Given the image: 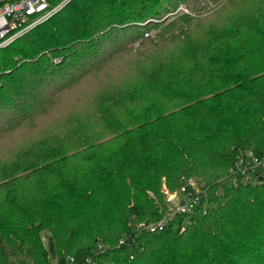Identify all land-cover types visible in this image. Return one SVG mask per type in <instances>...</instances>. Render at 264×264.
<instances>
[{
	"label": "trees",
	"instance_id": "1",
	"mask_svg": "<svg viewBox=\"0 0 264 264\" xmlns=\"http://www.w3.org/2000/svg\"><path fill=\"white\" fill-rule=\"evenodd\" d=\"M263 169L264 0H69L0 49V264H264Z\"/></svg>",
	"mask_w": 264,
	"mask_h": 264
},
{
	"label": "built area",
	"instance_id": "2",
	"mask_svg": "<svg viewBox=\"0 0 264 264\" xmlns=\"http://www.w3.org/2000/svg\"><path fill=\"white\" fill-rule=\"evenodd\" d=\"M69 0H0V49L8 46L18 37L22 36L36 25L45 22L53 14L58 12ZM178 14L188 13L184 6H180ZM251 156V154H248ZM193 188L194 193H188L187 188ZM197 189L193 179L181 177L179 189L175 193L167 195L169 206L168 215L186 212L191 205L198 204ZM180 196H183L182 198ZM186 196V197H185ZM181 203L183 205L181 206ZM168 216L157 224H150L147 229L150 232L162 230ZM142 227V225H139Z\"/></svg>",
	"mask_w": 264,
	"mask_h": 264
},
{
	"label": "rangeland",
	"instance_id": "3",
	"mask_svg": "<svg viewBox=\"0 0 264 264\" xmlns=\"http://www.w3.org/2000/svg\"><path fill=\"white\" fill-rule=\"evenodd\" d=\"M184 15H190V16H193L192 15V13H190V11H188V13H183L182 15H178V17H182V16H184ZM165 17V16H164ZM178 17H175L176 19L178 18ZM172 21V20H171ZM170 21V22H171ZM169 23V20L166 22V24L165 25H167ZM152 32H154V33H152V35H155V36H157L158 35V32L159 31H157V30H155V31H152ZM127 56H129V54L128 53H125L124 55H122V56H118L117 57V61H113V62H110V63H108L107 64V67H105V69L103 70V72L106 74L105 76L106 77H112V76H114L113 75V73H114V71H115V69L118 67V65H117V63L119 62V58H121V59H123V58H127V60L129 59V58H131V56H129V57H127ZM107 68V69H106ZM116 77H119V78H121L122 76H125V72H123L122 74L120 73V72H118L117 70H116V75H115ZM112 79H115V77H112ZM67 98H68V94H67ZM63 103H61V105H62ZM63 105H65V104H63ZM18 141V140H17ZM17 141H15V142H17ZM105 148H107V146L105 145ZM261 173L262 174H264V169L263 170H261ZM80 181L81 180H79L78 182L80 183ZM187 192L188 193H194V189L193 188H190V187H188L187 188ZM162 193H163V195L165 196V200H166V202H167V195L170 193V194H172V192L170 191V189H168L165 185H162ZM173 193H175V192H173ZM181 198L183 197V196H180ZM186 197V196H185ZM45 234V233H44ZM45 236V235H44ZM77 259L79 260V256H77ZM53 263H55V261H53Z\"/></svg>",
	"mask_w": 264,
	"mask_h": 264
},
{
	"label": "water",
	"instance_id": "4",
	"mask_svg": "<svg viewBox=\"0 0 264 264\" xmlns=\"http://www.w3.org/2000/svg\"><path fill=\"white\" fill-rule=\"evenodd\" d=\"M183 205V203H181V206Z\"/></svg>",
	"mask_w": 264,
	"mask_h": 264
}]
</instances>
